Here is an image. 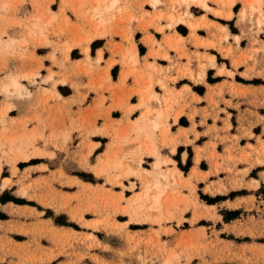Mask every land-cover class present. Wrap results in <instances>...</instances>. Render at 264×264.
Instances as JSON below:
<instances>
[{
  "label": "rangeland",
  "instance_id": "obj_1",
  "mask_svg": "<svg viewBox=\"0 0 264 264\" xmlns=\"http://www.w3.org/2000/svg\"><path fill=\"white\" fill-rule=\"evenodd\" d=\"M168 1L169 4L166 6L167 2L165 5L163 0H158L155 4L153 0H0V75H2L0 77V177L11 173L16 177L19 187L18 196L10 195L7 190L1 193L0 198L3 196L5 200L10 198L17 204L33 207H7L6 209L13 212L11 217L15 219L11 221L9 229L18 239L31 238L29 248L34 246V249L40 248L44 252L42 255L26 256L21 264H264V183L258 187L259 181L252 179L248 188L243 187V178L247 169L237 167V163L241 160L239 156L229 148L230 151L224 158L227 163L216 164V167H223L221 169L226 173L224 182L220 179L218 187H206L202 190L196 189V185L192 182V178H201L200 171L193 170L187 178H184L180 170L167 166L174 161L164 155L157 145L142 148L140 134L148 131L155 137L156 131L159 130L162 144H167L164 140L165 133H169L167 112L172 103L162 114L164 118L158 119L156 115L154 116L160 121L157 129L152 120L148 117L143 118L146 114L151 116L153 110L142 103L139 106L144 107L143 114L138 119L128 120L126 124H123L122 119L107 121L109 110L99 114L105 117L106 122L103 128H92L90 132L99 131L112 135V140L104 154L99 156L92 166L88 160L97 143L92 142L88 135H82V141L76 148L68 128L57 131L52 129L48 135H45L48 124H45L46 121L39 116L40 113L35 115L34 119L10 114V111L16 107L13 101L32 98L33 88L39 87L41 94L45 95L46 102L49 99L62 98L56 89L57 81H53L51 88L41 87V83L37 82L36 77L40 75L41 62L36 68L27 66L26 61L35 58L34 51L31 50L33 48L49 46L54 50H60L66 59H69L71 50L75 52L73 57L80 56L79 50H81L86 54L85 63L81 65L80 61L76 63L81 67L82 72L94 76L95 66L92 63L94 58L90 56V47H96V43L95 45L93 43L106 36L119 35L128 40L132 36L129 24L134 19L143 22L141 24L143 30L151 26L164 34L166 28L176 31V27L185 32L184 26H187L192 31L195 44L203 45L196 35V30L200 27L209 29L212 22L207 17L195 20L194 14L203 12L202 9L193 7L191 10L190 6L194 3L189 0ZM243 1L245 4L250 3V11L247 13L246 7L242 9L238 24L242 25L243 31L258 34L264 27L262 1L261 3H258L259 0ZM132 2L141 7L139 15H135L130 9ZM220 2L223 8L228 6L222 0ZM146 4H149L147 8H151V11L144 9ZM106 5L114 6L107 9ZM161 5L166 6V10L159 9ZM205 11L212 12L213 14H209L211 17L223 15L229 18L232 15L230 11L220 12L212 8ZM162 21H166V25H163ZM187 23L195 24L196 28L189 27ZM230 23L231 29L237 31L234 23ZM217 27L222 32L220 40H227L229 37L227 28L221 25ZM166 37L170 40L168 44L171 43L172 36ZM235 40L239 42L240 37L236 36ZM257 41V39L253 40L255 43ZM146 42L158 43L152 36H148ZM180 42L183 41L177 40L171 47L178 52L179 57H187L182 75L189 76L193 82L202 80L206 68L209 65H216L215 57L197 52L195 56L199 70L195 71L191 67L195 59L185 51L184 43L182 46L179 45ZM67 43L72 46L69 51L66 50ZM255 43L251 47L252 53L259 51ZM212 45L216 44L208 41L204 46ZM87 46H89L88 53L85 52ZM220 50L228 56L233 53L232 46L221 47ZM123 55V62H128L133 67L124 71L122 83H125L129 75L140 81L142 74L135 68L138 59L133 53V46L126 49ZM151 55L156 56L157 51L153 50ZM163 55L170 62L173 61L167 53ZM218 56L219 60H223L220 54ZM127 58L128 61H124ZM204 58L206 62L203 61ZM10 59L20 61L22 66L10 71ZM101 59L102 55L99 52L96 61L99 63ZM234 63L237 64L238 60H234ZM175 64L172 62L173 67ZM110 65L101 69L102 78L96 81L95 85L92 84L96 86L95 89L102 88L108 81L111 84L106 86V89L111 92L114 90L115 84L112 83L108 72ZM148 65L154 69L157 67L154 63ZM219 72L232 74L224 66ZM53 75L50 73L42 80L52 79ZM12 79L21 82L20 89H16L13 85L6 88ZM24 79L27 80V85L23 82ZM208 80L211 82L215 80L211 73ZM238 80L264 83L260 78L247 80L238 77ZM59 81L65 82L66 79L62 78ZM158 82L170 99L173 93L174 96L182 95L181 91L168 88L163 81ZM184 88L189 89L188 86ZM194 88L203 90L202 86L194 85ZM120 89L115 93V107L125 109L128 114L134 110L129 102L130 95H124ZM140 94L146 97V100L160 99L159 94L153 89V81H150L149 88L140 91ZM151 96L156 97L151 99ZM167 97L164 98L166 104L169 101ZM103 101L104 97H101L99 105L103 104ZM178 104L180 105L179 101ZM186 106L180 105L174 117L178 118ZM160 111L154 109L156 113ZM30 120H37L43 128L29 127ZM70 122L73 125L74 120L71 118ZM63 125L65 126L64 122ZM91 125L96 127L97 121L83 119L82 132L89 130ZM139 125L144 126L145 129L140 130ZM176 143L175 137L172 138L170 144L174 152ZM50 146L57 148L60 153L56 155L54 151L47 150ZM99 151L101 148L98 149ZM145 154L154 158L151 164L145 163ZM200 158V148H197L196 160L199 161ZM158 160L161 162L160 166L155 165ZM41 161H47L51 165L35 167L33 176H38L37 178H32V169H34L32 167L20 173L18 166L23 169L29 164ZM191 162L190 156L186 165L179 163V166L187 171ZM263 163L264 143L261 142L257 156L250 163L260 165L250 172L251 177H258V171L264 170V165H261ZM4 164L7 166L3 169ZM201 166L206 168L207 164L202 162ZM145 169L151 171V174H147V178L151 181L160 174L168 176V185L159 209L151 208L150 199L137 198L138 194L144 191L146 179L138 176L134 171L138 170L140 173ZM41 174L46 175L41 176ZM71 174L81 179L72 177ZM82 179L96 184L86 183ZM11 182V178H4L0 191ZM119 189L120 191H117ZM238 196L245 197L230 202ZM225 200L227 202L222 204ZM0 215L9 218V215L2 212ZM42 217L48 220H43ZM29 248L26 249L28 254L31 252ZM12 256L17 257V255Z\"/></svg>",
  "mask_w": 264,
  "mask_h": 264
},
{
  "label": "crops",
  "instance_id": "obj_2",
  "mask_svg": "<svg viewBox=\"0 0 264 264\" xmlns=\"http://www.w3.org/2000/svg\"><path fill=\"white\" fill-rule=\"evenodd\" d=\"M163 1L165 5L167 2L166 6H168L169 1ZM222 1L226 3L232 0ZM261 1L264 11V0ZM207 4L213 10H219L220 12L223 10L226 12L230 11L232 15L229 18L223 15L211 17L209 14L213 13L206 12L205 8L199 4L194 3L190 6L191 10L193 7H196L203 11L199 14H194L195 20L207 17L208 20L212 22L209 29L200 27L196 30V35L200 38V42H202L203 45L197 46L195 44V40L192 38V31L187 26H184L186 28L185 32H182L176 27V31L166 28L164 34L163 32L156 31L151 26H149L147 30H143L141 28L143 22L134 19L131 24H129L132 29V36L128 40L119 35L106 36L95 41L96 47H90V56L94 58L92 61L95 66L94 76L85 74L81 71V67L77 65L78 63L76 62L80 61L81 63L79 64L81 65L85 63L86 60V54L81 50H79L80 56L78 57H73L74 50H71L69 59H66L65 55L60 50H54V48L49 46L31 49L34 51L35 58L26 61L27 66L36 68L40 65V62L42 64L40 75L36 77L37 82L41 83V87L51 88L53 81H57L56 89L62 98L49 99L46 102L44 100L45 95L41 94L39 87L33 88L31 89L34 92L32 98L23 101H13L16 107L10 111V114L15 117H30L34 119V116L40 113L39 116L46 121L45 124H48L44 132L45 135H48L52 129L57 131L68 128L71 138H73L76 143V148L82 141V135H88L92 142L97 143L88 160L92 166V164L96 163L97 158L104 154L108 148V144L112 140V135L104 134L99 131L90 132L95 128H103L106 122L105 117L102 115L99 116V114L109 110V116H106L107 121L111 119H122L123 124H126L128 120L138 119L143 114L144 107L139 106L142 103L143 105L150 106L149 108L153 110L151 116L145 113L146 115H144L143 118L148 117L149 120L157 121V118H164L162 114L172 103L171 108L167 112L169 114V133H165L164 138L167 144H162V136L159 130L156 131L155 137L149 131H146L147 133H141L139 138L143 149L151 145L154 146V144L157 145L164 155L174 161V163H169L167 166L171 169L176 168L180 170L184 178H187L193 170H197V172L200 171L199 175L201 178H192V182L196 185V189L199 188L202 190H205L206 187H218L220 179H223L224 182L226 173L221 169L223 167H216V164L225 165L227 162H225L224 158L227 152L232 150L236 156L241 158L237 163V167L239 169H247L243 178V187L248 188V184L252 179H257L259 181L258 187H260L261 184L264 183V170L258 171V177H251L250 172L260 164L251 165L250 163L257 156V149L260 148L261 142L264 143V83L243 82L238 80V77L247 80L254 78L264 80V27L260 33L255 34L243 31L242 25L238 24L239 15L244 7H246L247 13H249V2L245 4L243 0H233V3L226 8H223L220 0H207ZM147 5L149 6V4H146L144 9L151 11V8H147ZM131 6L130 9H132V12L135 15H139L142 10L141 7L135 2H132ZM166 6L161 5L159 9L166 10ZM254 17H256V15H254ZM230 22L234 23L238 29L237 31L231 29ZM162 24L166 25V21H162ZM219 25L227 28L229 34L227 40H220L222 32L217 27ZM180 26L178 25V27ZM168 35L172 36L171 43L169 44V39L166 37ZM148 36H152L161 45L158 43H147L146 40ZM236 36L240 37L239 42H236ZM254 39L258 41L256 43L253 42ZM177 40L183 41L180 42L179 45L182 46L184 43L186 46L185 51L195 60L197 52L200 54H210L215 57L216 65H209L206 68L205 76L202 80L193 82L189 76L182 75V68L187 63V57H179L178 52L171 47L175 45ZM208 41H213L216 45L204 46ZM253 43L259 48V51L256 53H252L251 51ZM131 46H133V53L136 54V58L138 59L135 68L137 72L142 74V78L140 81H137L134 76L129 75L123 84L122 75L124 71L131 70L133 67L129 65L128 62H123V53ZM229 46L233 47L232 55H224L220 48ZM153 50L157 51L156 56L151 55ZM99 52H101L102 59L98 63L96 58L99 56ZM166 53L173 58L172 62L174 64L176 63L174 67L172 66V62L163 55ZM219 54L223 60H219ZM195 60L192 61L191 67L195 71H198V61ZM234 60H238V63L235 64ZM124 61H128V58ZM203 61L206 62V59L204 58ZM9 62L10 71H15L17 67L22 66L20 61L10 59ZM152 63L156 64L155 66L157 67L155 69L148 65ZM108 65H110L108 72L111 81L115 84L114 90L112 91L114 94L106 89V86L111 84L108 81L104 83L102 88H94L96 87L94 86L96 81L102 78L101 69L103 70V68ZM223 66L226 70L231 71L232 74L220 73L219 69ZM50 73L54 74L53 78L43 81L42 79H46ZM209 73H211V76L215 79L212 82L208 80ZM0 77H2V75H0ZM62 78L66 79V81L60 82L59 80ZM159 80L163 81L168 88L181 91L182 95L174 96L175 93H173L171 95L172 99H170L158 82ZM150 81H153V89L155 93L160 96L158 100H146V97L144 98L140 94V91H145L149 88ZM23 82L26 85L28 84L26 79H24ZM93 83L94 85L92 86ZM121 84H123V86ZM194 85L202 86L203 90L195 89ZM185 86H188L189 89H185ZM119 88H121L120 90L124 95H130L129 102L134 110L128 114H126L125 109L115 107V93ZM149 91L151 92V89H149ZM101 97H104V101L103 104L99 105ZM165 97L169 99L167 104L164 101ZM153 98L155 97L151 96V99ZM174 100L177 101L174 102ZM178 101L180 105L187 106L180 113L178 118H175L174 113L177 112L180 107ZM154 109L161 110L162 112H160L162 114L159 116V112H154ZM149 112H151V110H149ZM154 116L157 118L155 119ZM71 118L74 120L73 125H71L70 122ZM83 119L85 121L96 120V127L91 125L89 130L82 132L81 123ZM33 126L39 129L43 128V126L37 123V120H30L29 127L32 128ZM174 137L177 141L175 152L172 151V145L170 144ZM100 148L101 151L98 152ZM197 148H200L201 153L199 161L196 160ZM47 150L54 151L56 155L60 153L57 148H53L52 146L47 148ZM247 154L249 155L247 156ZM190 156L192 164L187 171H184L179 166V163L186 165ZM153 160L154 158L152 156L147 154L144 155L145 163L151 164ZM202 162L207 164L206 168L201 166ZM40 165H47L49 167L51 163L41 161L36 164H29L23 169L17 166L20 173H22L24 169L30 167L34 168L32 169V178H37L38 176H33L35 175L33 172L36 171L35 167ZM261 165H264V163ZM5 166L7 165L4 164L3 169ZM217 168H219V170H216ZM42 175L46 174H41V176ZM71 176L80 178L73 174H71ZM4 178H11L12 182L9 186L0 191V195L2 192L9 190L10 195L18 196L17 192L19 187L18 183H16V177L11 173L7 176L1 175L0 185ZM82 181L93 185L96 184L83 179ZM117 191H120V189ZM241 197L245 196H238L230 200V202L238 201ZM226 202L227 200L223 201L222 204ZM0 204V212L9 215V218L0 216V264H21L22 260L28 255H42L44 252H42L40 248L34 249V246L29 248L31 238L18 239L15 237V233L13 235V232H11L12 230L9 229L11 221L15 219L11 217L13 212L6 209L7 207H33L27 204H17L10 198L6 199L4 202L0 199ZM219 204L215 205L219 206ZM41 219L48 220L44 217ZM61 227L69 228L65 226ZM41 243L46 246L43 240H41ZM27 248L31 250L29 254L26 251ZM12 255H17V257L15 256L14 258Z\"/></svg>",
  "mask_w": 264,
  "mask_h": 264
},
{
  "label": "bare ground",
  "instance_id": "obj_3",
  "mask_svg": "<svg viewBox=\"0 0 264 264\" xmlns=\"http://www.w3.org/2000/svg\"><path fill=\"white\" fill-rule=\"evenodd\" d=\"M188 1V0H187ZM158 0H153V3H157ZM189 2H193V3H197L199 4L200 6H202L203 8L205 9H208L210 8V6L207 4V0H189ZM106 3V2H105ZM228 5H231L233 3V0L232 1H227L226 2ZM258 3H261V0L258 1ZM255 4V3H254ZM100 5V4H99ZM256 5V4H255ZM108 6V5H106ZM114 6V5H113ZM112 5H109L107 9H110L113 7ZM257 8V7H256ZM255 8V9H256ZM230 16V14L228 15ZM174 18V17H172ZM181 20V19H180ZM173 21V20H172ZM182 21V20H181ZM187 25L193 29L196 28V25H194L193 23H187ZM99 28V27H98ZM98 33V32H97ZM39 34V33H38ZM99 36V35H98ZM97 36V37H98ZM90 41V40H89ZM88 41V42H89ZM87 42V41H86ZM68 44V43H67ZM85 44V43H84ZM71 45H66V50L69 51L71 49ZM85 52L88 53L89 52V46H87L85 48ZM90 59V58H89ZM12 78V77H11ZM6 85V84H5ZM10 85H13L16 89H20V87L22 86L21 82H19L17 79H12L10 81V83L8 85H6V88L10 87ZM11 86V87H13ZM153 97H156V96H153ZM162 112V111H161ZM161 112H159V116L162 114ZM143 121V120H142ZM141 122V121H140ZM153 124H154V127L157 129V127H159V122L158 121H152ZM145 125V124H144ZM139 129L140 130H143L145 129L144 126L142 125H139ZM167 130V129H166ZM160 160H158L156 162V166H160ZM158 168V167H157ZM138 169V168H137ZM156 169V168H155ZM159 169V168H158ZM132 170V169H131ZM135 173L138 174V176H141V177H144L146 179V186L144 188V191H142V193H139L137 198L138 199H141L142 197H145L147 199H150L152 201V205H151V208H156V209H159L162 203V196H164V192L166 191V186L168 185L167 183V179H168V176L165 175V174H160L158 176H156V178L151 181V179L149 180L147 178V174H151V171L149 170H143V172H138L137 171H134ZM154 172V171H153ZM168 174V173H167ZM180 174V173H179ZM154 175V173H153ZM172 175V174H171ZM175 178V177H174ZM169 181V180H168ZM176 182V181H175ZM170 187V186H169ZM155 190V191H153ZM155 192V193H153ZM136 203V202H135Z\"/></svg>",
  "mask_w": 264,
  "mask_h": 264
},
{
  "label": "trees",
  "instance_id": "obj_4",
  "mask_svg": "<svg viewBox=\"0 0 264 264\" xmlns=\"http://www.w3.org/2000/svg\"><path fill=\"white\" fill-rule=\"evenodd\" d=\"M93 45H95V42L93 43ZM74 53H75V52H73V54H74ZM0 199H1V201H2V202H4V201H5V198H3V196H1V198H0ZM0 216H1V215H0Z\"/></svg>",
  "mask_w": 264,
  "mask_h": 264
}]
</instances>
